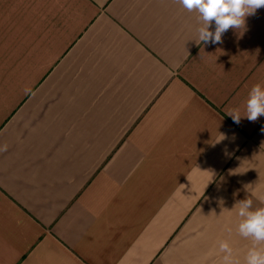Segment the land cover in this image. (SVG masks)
Wrapping results in <instances>:
<instances>
[{
  "label": "crops",
  "instance_id": "crops-1",
  "mask_svg": "<svg viewBox=\"0 0 264 264\" xmlns=\"http://www.w3.org/2000/svg\"><path fill=\"white\" fill-rule=\"evenodd\" d=\"M200 26L178 0H0V264H225L222 241L245 264L264 116L227 112L264 84V8L221 44Z\"/></svg>",
  "mask_w": 264,
  "mask_h": 264
},
{
  "label": "clouds",
  "instance_id": "clouds-1",
  "mask_svg": "<svg viewBox=\"0 0 264 264\" xmlns=\"http://www.w3.org/2000/svg\"><path fill=\"white\" fill-rule=\"evenodd\" d=\"M178 2L189 12H198L201 24L197 30L198 40L202 44L223 43L222 37L229 29L237 30L242 35L246 29V18L255 15L258 9L264 8V0H178ZM227 115L232 117L236 124H239L242 118L255 122L260 116H264V84L257 83L251 88L244 105V115H241L239 108L230 109ZM237 204L238 215L242 218L238 225V233L244 238L252 239L245 264H264V247L260 246L264 245V207L252 210L253 200L250 198L243 199ZM219 247L220 251L225 253L223 257L225 264H237L232 259L233 249L227 241H222Z\"/></svg>",
  "mask_w": 264,
  "mask_h": 264
}]
</instances>
